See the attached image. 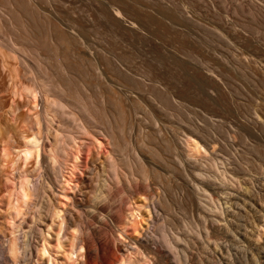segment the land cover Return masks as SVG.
<instances>
[{
    "label": "rangeland",
    "instance_id": "obj_1",
    "mask_svg": "<svg viewBox=\"0 0 264 264\" xmlns=\"http://www.w3.org/2000/svg\"><path fill=\"white\" fill-rule=\"evenodd\" d=\"M32 89L42 91L36 105L26 96ZM44 106L60 132L84 126L100 141L80 136L91 167L81 168L83 191L91 190L87 217L109 171L97 144L109 145L108 155L135 172L132 184L124 179L113 188L170 194L172 211L160 207L165 218L151 225L156 236L180 237L178 250L192 252L196 264H264V0H0V214L7 232L20 172L34 167L22 160L23 140L32 120L43 123ZM185 136L202 148L188 153ZM52 184L63 200L65 191ZM74 198L85 203L77 190ZM196 198L211 210H194ZM113 213H104L109 227L124 237L133 230L131 207L118 224ZM98 214L89 221L97 236L121 247L117 264H127L126 243L113 241ZM205 218L207 229L198 225ZM211 218L222 228L213 230ZM82 219L74 212L72 226L85 225Z\"/></svg>",
    "mask_w": 264,
    "mask_h": 264
},
{
    "label": "bare ground",
    "instance_id": "obj_2",
    "mask_svg": "<svg viewBox=\"0 0 264 264\" xmlns=\"http://www.w3.org/2000/svg\"><path fill=\"white\" fill-rule=\"evenodd\" d=\"M32 90L27 94L25 93L26 96L29 97V101L36 105L38 96L42 99L40 100L43 101L41 94L42 91ZM54 104L53 106H58L60 108L65 107L62 103ZM47 106L43 107V123L41 120H32L29 129L32 130L33 133L30 138H27L26 136L23 140L24 153L22 154L24 155L22 156V160H33L31 165L34 167L33 172H24V174L23 172H20L22 175L19 173L21 179L19 181V185L15 186L17 188H14L16 189L14 190L15 199L14 203L11 201V211L8 213V218L11 219L12 223L9 230L10 233L5 230L4 223L2 221L3 216L0 214V264L120 263L123 259H121V247L117 244H114V246L107 245L103 239L97 236L99 233L96 226L98 225L94 226L89 221L91 219L94 221L95 213H102V217L98 214L100 217L98 222L106 228H110L107 221L109 218H107L104 213L114 210L111 222L118 224L121 220L125 219V217L127 219V216H125V209L128 205L132 210L133 218H129L128 220H130L131 223L133 221L131 226L133 230L124 232V238L120 231H116V229L114 230L113 228L109 229L114 242L120 241L121 238L124 240L122 241L126 243L125 245L128 248L127 250L130 251H128V259L131 260L129 262L126 257L125 260L129 262H127V264L138 263L140 260L138 257H141V260H143L144 263L142 264H149L150 262H152V264H187L189 261L196 264L198 262L197 257H195L192 252L188 255L187 252L189 250H185V247L184 250H178V245L182 240L180 237L173 238V236L170 237L167 235L168 233L165 234V232H161V236L159 235V238V236H156V232L151 230V225L155 220H161L164 215H168L170 214V211H172V199H170V194H167L168 192H166L163 195H159L149 190L145 191L143 188H141L142 192H140L141 190L137 185L132 186V190L127 192H122V189L119 190L117 188H113L115 183L119 185L124 179H127V184H132L134 179L131 180L130 177L135 176V172H133V174L132 170L128 169H124V171L122 169L121 160L114 156L112 157V155L110 156V154L108 155L110 152H108V149L106 148L109 147V145H106L107 147L101 144L98 145L100 141L94 136L95 134L92 135L86 127L83 126L79 128L80 131L78 130L77 132L80 134L70 130H68L67 133H65V131V134L60 132L61 130H58V126H56L58 128L53 126L55 125L54 122H56L54 116H51V113L54 112L53 108L51 110L53 112L49 113L50 109H48ZM42 124L43 126L41 127ZM41 128L44 130V133L42 132L43 134H41ZM81 135L84 138L87 136V138H90L89 136H91L92 140L94 139V141L98 142L97 146L100 151H104L106 154L105 155L103 153L104 156L102 157L107 156L105 157V162L107 163L109 170L108 176L106 175L107 177H105L106 179L104 181L102 180L103 188L101 190L99 188L100 193L96 196L94 213L88 217L87 209L90 207V202L88 203L90 198L88 199V195L91 190L88 194L83 191V172L81 168H88V163L86 161L87 157H84L83 159L81 158V151L83 149V143L85 142L83 138L80 137ZM183 142L188 153L192 150L197 151L196 149L202 148V144L191 136H185V140ZM98 147L96 148L97 150ZM69 151L74 152L72 154L73 157ZM70 157L73 158L74 163L73 167L70 168L72 169V172L70 170L71 174L66 177L64 175V169L68 161L67 159ZM90 168L91 167L88 169ZM94 168L90 171L93 172ZM41 170H43V172H41ZM34 172L37 173V175L33 174ZM95 174L96 173L94 172L93 176ZM95 177H97V175L93 178L95 179ZM45 178L47 179V182H45ZM98 181H100V179ZM52 182H54L55 185L58 184L60 188L65 191L63 200H60L62 197L58 198L57 196L56 197L59 200H56V193ZM118 185H115L114 187ZM76 190L80 195H82L85 203L79 204L76 202L74 198ZM120 192H122V198L118 201L119 203L114 206ZM201 193L195 192L194 195L195 197H201ZM202 197H205V195ZM196 201L197 203H195L196 205L193 207L194 210L196 209V211H203L205 213H208L211 210H209L208 206H206L207 203L204 204L206 201H203L200 198H196ZM113 202L115 203L113 204ZM160 207L164 209L163 212L166 214L160 212ZM74 212L78 215V217L86 220L85 225H83V223H78L72 226ZM209 220L211 221V225L215 226H213V230L217 229L216 231H218V229L222 228L221 223L218 222V220L213 218ZM207 221L208 220L205 218L203 222L199 221L198 225L207 229L208 227L205 223ZM127 223L129 222L127 221ZM84 230H87L88 234L82 237ZM193 233L197 232L193 231ZM207 235L209 239L212 237V235L211 237L209 234ZM222 257V259L225 260V263H227V257L225 254H223Z\"/></svg>",
    "mask_w": 264,
    "mask_h": 264
}]
</instances>
